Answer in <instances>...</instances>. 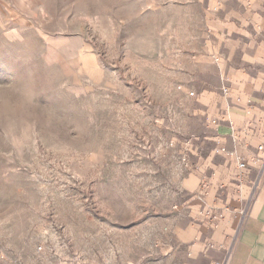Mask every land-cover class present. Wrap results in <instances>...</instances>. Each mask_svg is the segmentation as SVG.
I'll use <instances>...</instances> for the list:
<instances>
[{
	"label": "rangeland",
	"instance_id": "374dc122",
	"mask_svg": "<svg viewBox=\"0 0 264 264\" xmlns=\"http://www.w3.org/2000/svg\"><path fill=\"white\" fill-rule=\"evenodd\" d=\"M210 1L0 0V264H216L189 245L237 168Z\"/></svg>",
	"mask_w": 264,
	"mask_h": 264
},
{
	"label": "crops",
	"instance_id": "0c3cea01",
	"mask_svg": "<svg viewBox=\"0 0 264 264\" xmlns=\"http://www.w3.org/2000/svg\"><path fill=\"white\" fill-rule=\"evenodd\" d=\"M207 5L219 11L213 15L228 26L232 43L225 83L229 92L217 118L233 124H215V143L233 148L247 166L238 191L232 190L239 172L234 163L221 170L220 182L228 183V189L210 205L228 209L215 224L195 227L197 241L189 244L190 253L196 250L216 264H264V162L254 161L264 154L258 150L264 135V0H211Z\"/></svg>",
	"mask_w": 264,
	"mask_h": 264
},
{
	"label": "built area",
	"instance_id": "2783aa9c",
	"mask_svg": "<svg viewBox=\"0 0 264 264\" xmlns=\"http://www.w3.org/2000/svg\"><path fill=\"white\" fill-rule=\"evenodd\" d=\"M226 90L228 91L227 88H226ZM220 121H226L230 125L233 124L230 119H221V118L215 119L214 123L218 124ZM258 150L264 153V135L262 136V142H261V144H259ZM215 152L218 154H229V155L233 156V158H235L239 172L234 177V183L232 186L233 187L232 190L238 191L240 186L244 182V179H245L244 173L242 171L247 166L246 162L243 160V158L241 156L237 155L235 152H231L227 148V146H225L223 143H221L220 140H217V142H216ZM254 161L255 162H264V154L256 156L254 158ZM221 188L228 189V183H222ZM227 209H228V207H226L225 209L217 210L213 206H208L204 210L201 211V214L203 215L204 218L208 219L209 222L216 223L224 217L225 210H227Z\"/></svg>",
	"mask_w": 264,
	"mask_h": 264
}]
</instances>
